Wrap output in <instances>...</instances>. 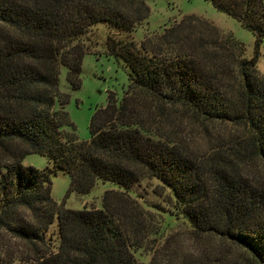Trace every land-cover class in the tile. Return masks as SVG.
<instances>
[{
  "label": "trees",
  "instance_id": "1",
  "mask_svg": "<svg viewBox=\"0 0 264 264\" xmlns=\"http://www.w3.org/2000/svg\"><path fill=\"white\" fill-rule=\"evenodd\" d=\"M210 1L256 36L252 59L233 41L240 51V98L233 99L201 62L186 55L141 52L134 41L108 36V53L121 56L131 69L130 86L121 100L111 92L107 105L95 110L91 139L85 141L66 111L70 95L60 90L61 68L68 69L70 87L79 89L87 53L80 39L100 22L130 33L148 19L149 6L144 0H0V229L45 244L58 216V250L49 255L39 251L32 264H141L125 226L130 216L112 200L124 203L123 195L148 175L172 190L196 230L223 235L264 264L262 191L223 168L217 167L210 178L191 157L157 139L137 102L141 93L152 103L180 102L206 118L243 119L264 159V76L256 68L264 37V0ZM147 109L151 114L152 107ZM28 154L46 156L54 169L25 166ZM57 171L70 175L67 197L89 193L97 180L123 190L106 192L103 209H69L52 197ZM22 208L31 212L33 222L20 217ZM0 264L6 262L0 258Z\"/></svg>",
  "mask_w": 264,
  "mask_h": 264
},
{
  "label": "rangeland",
  "instance_id": "2",
  "mask_svg": "<svg viewBox=\"0 0 264 264\" xmlns=\"http://www.w3.org/2000/svg\"><path fill=\"white\" fill-rule=\"evenodd\" d=\"M144 1L150 8V15L132 32L110 28L100 22L80 39L87 53L79 89L70 87L68 69L61 68L59 87L70 95L66 111L80 140L91 139V119L98 107L107 105L109 94L114 92L121 100L130 86L131 69L121 56L108 53V36L134 41L141 52L149 54L171 58L186 55L217 75L233 99L243 94L237 58L240 51L233 48V41L242 44L244 57L252 59L256 49V36L252 31L218 10L210 0ZM181 23L182 27H178ZM256 68L264 76V37ZM137 102L143 114L148 116V125L157 131L158 140L191 157L208 171L210 178L217 167L223 168L229 174L249 181L264 195V159L256 153L254 132L246 121L206 118L180 102L152 103L141 93L137 95ZM148 106L152 107L151 114ZM245 149L249 150L245 156L237 154ZM23 164L54 169L53 163L40 154L26 155ZM70 184L68 173L57 171L52 175L53 199L74 210L103 209L106 192L118 191V194L123 190L111 181L97 180L89 193H72L67 197ZM122 198L124 203H119L116 197L112 205L113 202L114 207L118 206L116 202L123 205L127 217H132L133 221L130 217L125 218V226L134 242L133 254L141 264H257L247 249L227 237L196 230L182 215L172 190L156 177H144ZM20 217L33 222L28 209L22 208ZM57 229L56 215L46 233L45 244L29 243L6 229H0V258L6 264H32L39 251L47 255L55 253L60 245Z\"/></svg>",
  "mask_w": 264,
  "mask_h": 264
}]
</instances>
